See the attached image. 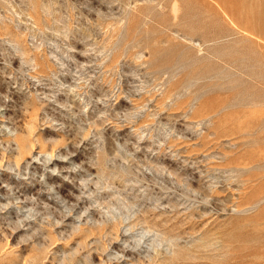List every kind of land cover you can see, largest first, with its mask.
Masks as SVG:
<instances>
[{"label": "rangeland", "instance_id": "374dc122", "mask_svg": "<svg viewBox=\"0 0 264 264\" xmlns=\"http://www.w3.org/2000/svg\"><path fill=\"white\" fill-rule=\"evenodd\" d=\"M0 264H264V0H0Z\"/></svg>", "mask_w": 264, "mask_h": 264}]
</instances>
